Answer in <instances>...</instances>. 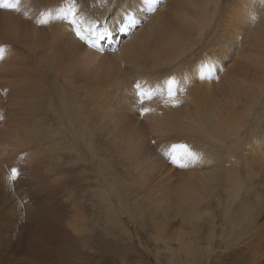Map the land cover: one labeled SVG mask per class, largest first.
Here are the masks:
<instances>
[{
    "label": "rangeland",
    "instance_id": "obj_1",
    "mask_svg": "<svg viewBox=\"0 0 264 264\" xmlns=\"http://www.w3.org/2000/svg\"><path fill=\"white\" fill-rule=\"evenodd\" d=\"M89 1L92 0H75L78 4L80 2L79 5L82 7H85L83 3L88 4ZM255 1V5L261 8L260 1ZM235 2L237 1L220 0L212 26L206 32L207 40L213 42L216 32L218 34L222 32L226 36L231 35L227 29H223L222 23L227 25L226 13L233 9ZM177 6L178 4L170 7L166 20L162 19V21L171 20ZM88 7H85L83 18L87 17ZM214 9V0H209V20L213 17ZM3 11L21 14L25 21H31L27 14H23L21 8L19 10L0 8V12ZM2 17L0 15V20ZM34 23L36 24L35 21ZM137 25L127 35L122 36L121 42L144 26ZM252 32L251 29L248 34ZM207 40L196 43L195 48L181 50L183 55L179 56L173 65H180L179 71H183L186 75L189 68L194 69L196 66L188 63L192 58L198 59L201 54L210 55L212 52L213 47L207 46V42H210ZM221 40L224 41L222 38ZM91 42L95 43V38L92 37L90 44ZM212 42L210 44H213ZM240 44H248V40L239 37L232 43L236 47ZM0 47L5 49V58L0 61V77L8 70L16 71L21 67L27 70V63L24 62L27 59V52L24 44L0 40ZM115 47L117 48V45ZM236 49L231 57L232 62L236 57ZM254 49L255 47L251 45L245 48L247 53L252 51L253 61H251L253 66H258L256 74L259 70L260 72L256 76L246 75L244 78V85L248 87V91L245 90L243 93L246 103L239 122L244 123L245 126H252L253 117H257L253 126L256 130L251 131V135L257 138L264 136V66L262 65L264 55L257 54ZM23 51L25 56L22 55ZM119 56H112L109 59L112 65L102 71L108 72L107 77L101 75L100 79L95 78L94 81L99 83L98 85L104 83L101 87L96 86L91 90L90 83L85 84V79L80 81L82 78L79 77L78 72L70 79V83L80 86L81 89L84 85H89L90 90H87L82 98H84V106L93 110L94 121L98 115L101 119L104 118L102 120L105 122L108 121L102 122L103 129L101 127L100 130H97L99 126L94 122L96 133L93 137L87 133V129H90L89 125L93 124L88 123L80 112L78 116L73 108L78 103L75 99L76 95H79L77 93L66 92L70 110L62 106L59 95L41 93V89L39 92L28 89L31 92H28L29 94L24 98L29 108L32 107L30 99L35 102L36 112L40 110L42 113L48 107L49 111L45 112L47 114L61 113L70 116L73 122L78 123L75 127L76 132L67 130L62 124L54 123L55 121L50 118L54 117L53 115L45 116L46 119L41 126L29 123L23 119L26 114L22 110L23 116L15 111L18 107L15 96L9 102H4V106L0 104V117H2L0 170L3 169L0 173L11 171L12 167L17 168L21 173L16 180H13L11 172H8L9 175L4 180L8 191L7 198L0 201V264H194L195 262V264H264V236L262 237V234L264 235V201L262 202L264 155L257 165L253 164V167L245 161L239 164V168H243L244 171L239 175L243 187L239 183L241 186L236 195H231L229 187L223 186L225 182L222 181L223 185L215 183L212 193H203L205 195L203 200L206 201L201 200L196 204H188L189 206L183 205L185 210L167 203L168 198L161 201L160 197L165 195L178 200L179 197L175 195L181 193L178 191L182 189L180 182L185 185L188 170L178 167L165 158L161 161L162 164L158 165V157L166 156L162 155L163 148V152L156 148L159 153L157 157H153L144 165L143 162H135L138 171L132 173L128 172L130 169L124 165L120 156L112 151L116 149L112 137L107 133L110 131L114 136L116 126L113 121H117L118 118L125 120L128 113L132 123L138 117L139 121H137L140 123L143 121L146 125L144 114L139 111V104L136 113L133 112L135 108L128 112L127 108L130 107L124 102L126 101L123 98L124 92L120 90L122 85L118 86V84L128 83L131 87L134 86L137 81H141L139 73L148 64L147 62L143 64L144 58L141 56L139 64L123 61ZM96 68L97 66L94 67L93 64L87 71L94 72ZM173 72L171 70L163 77L172 75ZM112 79H117L116 83H110ZM197 85L201 87L205 84ZM244 85L242 84V88H245ZM125 88L128 89V86ZM128 102L132 105L131 100ZM56 103L58 107L55 109ZM143 107L149 108V105L144 103ZM164 107L165 105H155V108ZM120 109H123V112ZM188 125L183 126L180 120L169 122L163 127L164 132H159L158 135L150 134V129H147L145 140L151 146H159L158 143L163 139L164 143L160 142V144H165V149L169 150L172 145L181 144L184 139L199 138L194 129ZM167 126L169 127L165 128ZM104 127L108 130L105 131ZM83 131H87L85 132L87 135L82 136ZM241 131L244 133V138L251 137L247 134L250 130L242 128ZM178 137L183 141L179 142ZM123 147L124 144L118 149ZM228 164L227 166L233 167L231 162ZM230 167L228 168L231 169ZM226 175L234 177L232 172L228 174L223 172L222 176L227 177ZM176 183L180 184L176 185ZM255 195L260 198L257 199L258 196ZM232 196L234 202L231 200ZM188 210L187 219L179 214L188 213ZM184 219L186 221H183ZM43 226L48 227L49 234L41 239L38 231ZM37 228L36 234L31 238L27 236ZM209 234L212 236L210 237ZM257 242H260V246L263 245L262 248L259 246L260 250L256 246ZM187 244L196 247L194 254L186 253ZM248 258L251 261L250 259L248 261ZM254 261L255 263H252Z\"/></svg>",
    "mask_w": 264,
    "mask_h": 264
},
{
    "label": "bare ground",
    "instance_id": "obj_2",
    "mask_svg": "<svg viewBox=\"0 0 264 264\" xmlns=\"http://www.w3.org/2000/svg\"><path fill=\"white\" fill-rule=\"evenodd\" d=\"M236 1L237 2L232 6L233 9L226 13L225 22L227 25L222 23L223 29H227L231 35L226 36L222 32L219 34L216 32L217 35L214 36V41L212 42V40L208 39L210 42H207L208 47H213H211L213 50L210 55L201 54V57L198 59L192 58L191 62L188 63L192 66H196L194 69L189 68L185 75L183 71H179L180 65H173V62L177 60L179 56L183 55L180 52L181 50L192 47L195 48L196 43L207 40L206 32L209 31V27L212 26L211 23L214 21V17L217 14L220 0H214L215 9L213 17H210V20L209 0H158V8L154 13L147 11L144 0H92L89 1L88 4L83 3L85 7L89 6L87 10L88 18H83V12L86 8L79 5L80 2L79 4L75 2L77 17L83 21L82 28L85 36L88 38L87 40L79 39L75 34L73 26L63 18L61 10L68 6L70 0H19V7L23 10V14L29 16L31 21H25L21 14L14 12L11 14V12L8 13L7 11L0 12V15L3 16L0 20V40H11L25 45L27 59L24 62L25 64L27 63V70H24L22 67L16 71L8 70L0 77V104L4 106V102H9L12 97L15 96L18 101V107L15 111L22 115V110L26 114L24 116L22 115L23 119L29 123L32 122L33 124L41 126L46 119L45 116L53 115L54 117L50 118L55 121L54 123L62 124L67 130H74L76 132L77 129H75V127H77L76 125H78V123L75 121L73 122L70 116L61 113L47 114L45 112L49 111L48 107L45 111H42V113L40 110L36 112L35 102L33 103L30 99V106L32 107L29 108L27 107V100L24 98L31 92L30 90L28 91V89H31L33 92H39V89H41V93L45 92L59 95L62 106L70 110L66 92L77 93L79 97L76 95L75 99L78 103L73 107L75 112L78 116L81 114L88 123L91 122L93 124L89 125L90 129H87L88 132L83 131L84 134L82 132L81 135L84 136L88 133L89 136L91 135L93 137L96 133L94 122L95 125L99 126L97 130H100L101 127L103 129L102 122L104 120L102 119L104 118L101 119L99 117L100 115H98L99 118L96 117V121H94L95 117L93 110L84 106V98H82V96L86 94L87 90H90L89 85H84L81 89L80 86L70 83V79L76 76L78 72L80 75L79 77L82 78L80 81L82 82L83 79H85L84 83H90L92 90L96 86L101 87L104 85V83L98 85L99 83L94 80L95 78L100 79L99 76L101 75H103V77L108 76V72L103 73L102 71L107 69L105 67L112 65V62L109 60L112 56L121 55L119 57L123 61L136 64L141 63L139 59L141 56L144 58L143 64L145 62L148 64V66L145 65L146 67L139 73L141 75L140 83L142 86L146 89H162L165 87V81L174 77L180 82L178 85L177 98L181 100L182 103L175 107L171 105L166 106L164 104L165 97L157 95L153 99L145 101V103L149 105V108L153 109V111L144 114L146 125L143 121L142 123L138 122V117V121L134 120L132 123L131 120H129L128 113L125 116V120L118 118L117 121H113L116 126V129L114 128V136L110 131L107 133V135L112 137L114 148L116 149L112 151H115L117 155L120 156L124 165L130 169H127L128 172L133 173L138 171V166L135 162H143L142 165H144L150 161V159H153V157H157L158 152L156 148L159 151L163 148L164 152L162 150V155L168 150L165 149V144H160V142H163V139L158 143L159 146H151L147 143L145 140L146 130L150 129V134L158 135L159 132H164L163 127L167 123L180 120L183 122V126L189 124L190 127L194 129L195 134H197L196 136L199 135V138L193 139L192 137L191 139H184L183 141V139L178 137L180 138L178 141H183L181 144H188L195 151L201 153L203 155V160L185 167V169L188 170V174L185 176L187 177L186 183L184 185L183 182H180L182 189H178L181 193L175 195L179 197L177 201L175 198L171 199V197H167L166 195L165 197H160L161 201L168 198L167 203H171L172 206L174 205L180 208H183V205L196 204L204 199V194L214 191L215 183L223 185L222 181L225 182L223 186L229 187L231 195H236L242 185L239 175L244 172L243 168H239V164L245 161L251 165L250 167H253V164L257 165L258 161H261L264 155V136L255 138L251 135V131L256 130L253 127L255 123L254 120L258 118L253 117L252 126H245L244 123L239 122L246 103L243 93L245 90L248 91V87L244 85V78L246 75L256 76L260 72L259 70L256 74L258 66H253L252 51L247 53L245 48L250 45L254 46L255 49L253 51H256L257 54L264 55V21L262 22L264 0H259L262 4L261 8L259 5H255V0ZM176 4H178V6L172 17L174 20L169 19L167 21H162V19L166 20L170 7H174ZM129 16L133 17L136 22L130 24L128 22ZM253 17H255L254 20ZM41 19H48V23L40 25L39 21ZM136 25L144 26L138 28L134 35L129 36L124 42H121L122 36L127 35ZM89 27L91 28L90 32ZM124 28L127 30H122ZM251 29L253 32L248 34V31ZM102 35L104 37H100ZM92 37L95 38V43L91 42L92 44H90ZM234 37H244L248 40V44H240L239 47H236V45H232L235 40ZM221 38L224 41H222ZM211 42L213 44H210ZM93 44L95 46L91 47ZM115 45H117V48ZM235 48H237L236 57L232 62L231 57H233ZM114 49L116 51H114ZM25 51L22 52V55H24ZM93 64L94 67L97 66V68L94 72H92V70L88 72V68H91ZM150 65H152V67H150ZM208 65H214V67L209 68L207 67ZM262 65L264 66V61ZM171 70L174 71L172 75L163 77V75L165 76ZM202 72L208 78L201 79L200 74ZM116 80L117 79H112L110 83ZM198 83H203L205 85L198 87ZM242 84L245 88H242ZM119 85H122L120 90L122 93L124 92L123 98L126 99V101H124L125 104H127L126 106L130 107H126L129 109L128 112L135 108L133 112L136 113L138 110V102L134 94L133 86L131 87L128 83L125 85L120 83L118 86ZM125 86H128V89L125 88ZM179 88H183V91H180ZM128 93L130 95H128ZM113 94L114 93H112V96ZM128 96L131 97L129 98ZM128 100L132 101V105ZM155 105H165V107L155 108ZM51 107L54 108L52 105ZM57 107L58 104L56 103L55 109ZM54 110L52 111L54 112ZM104 110L106 109L104 108ZM122 110L121 112H123ZM172 110L175 112L172 113ZM107 111L109 112V110ZM84 119L82 122H84ZM108 126L110 127V125ZM168 127L169 126L165 128ZM242 128L250 130L247 134H250L251 137L244 138V133L241 131ZM106 130L108 129L105 128V131ZM31 132H33V130ZM146 137L149 138L147 135ZM176 140L177 139H175V141ZM123 144L124 147L118 149L119 146ZM163 158L169 160L167 157H158V165L162 164L161 161H164ZM121 160L120 162H122ZM229 162L233 165V167L231 166L232 168L227 166ZM8 172L11 171H6L3 174L0 173V201L7 198L8 186L7 184L4 185V180L9 175ZM223 172L227 174L232 172V176L234 177L227 175V177H223ZM142 176L145 177V175ZM180 183H176V185ZM239 183H241L240 186ZM233 197L234 196H232L231 200ZM258 198L260 197L258 196L257 199ZM232 201L234 202V200ZM263 201L264 200H262V202ZM163 205H165V203ZM190 207H194V205H190ZM183 210L185 209L183 208ZM179 214L187 219L189 217V210L188 213L183 214L180 212ZM185 219L183 221H186ZM238 222L240 223V221ZM248 227L250 228L251 226ZM37 230L38 228L31 234L28 233L27 236L31 238L32 235L36 234ZM232 230L234 231V229ZM259 230L261 231V229ZM38 232L41 235L39 238L43 239L48 236L49 229L47 226H43ZM263 236L262 234V237ZM259 243H256V246H258L257 248L260 246ZM263 245L261 244V246ZM186 246V253L190 255L194 254L196 247L191 244H187ZM196 251H198V249ZM249 259L250 258H248V261ZM252 263H255V261Z\"/></svg>",
    "mask_w": 264,
    "mask_h": 264
},
{
    "label": "snow or ice",
    "instance_id": "obj_3",
    "mask_svg": "<svg viewBox=\"0 0 264 264\" xmlns=\"http://www.w3.org/2000/svg\"><path fill=\"white\" fill-rule=\"evenodd\" d=\"M145 5L147 6L148 12H155L158 8V0H144ZM0 8L3 9H12L19 10V0H0ZM63 13V18L66 19L70 25L73 26L75 34L81 40H87L88 38L84 34V30L82 28L83 21L77 17V11L75 7V0H70L68 6L61 10ZM255 17H253V20ZM128 22L135 23L133 17L129 16ZM40 24H47L48 19H41L39 21ZM122 30H127L126 28ZM91 28L89 27V32ZM91 46H95L94 44ZM5 49L0 47V61L5 58ZM203 67V66H202ZM207 67L211 68L214 65H208ZM201 79L208 78L203 72L200 74ZM179 81H177L174 77L169 78L165 81V87L162 89H146L142 86V84L137 81L133 88L134 94L137 98V102L140 105L139 111L141 114H147L153 109L148 107H143L145 101L153 99L155 96L160 95L164 96V104L166 106H179L182 101L177 98V91ZM180 91H183V88H179ZM2 119V117H0ZM164 155L170 160L171 163L177 165L178 167L185 168L190 164H196L203 160V155L197 151H195L188 144H176L172 145L169 150H167ZM21 175L20 171L17 168L11 169V176L13 180H16Z\"/></svg>",
    "mask_w": 264,
    "mask_h": 264
}]
</instances>
